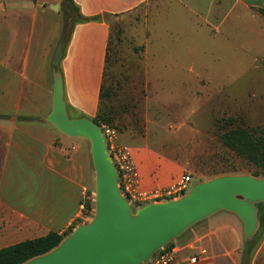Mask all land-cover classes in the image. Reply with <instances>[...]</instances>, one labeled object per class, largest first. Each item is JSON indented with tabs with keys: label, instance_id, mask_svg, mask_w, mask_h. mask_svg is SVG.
<instances>
[{
	"label": "crops",
	"instance_id": "0c3cea01",
	"mask_svg": "<svg viewBox=\"0 0 264 264\" xmlns=\"http://www.w3.org/2000/svg\"><path fill=\"white\" fill-rule=\"evenodd\" d=\"M63 1L0 4V224L9 234L0 237V249L50 232L65 234L87 211L83 197L95 183L88 147L80 137L60 133L47 118L53 109L57 72L69 118L94 121L114 21L152 5L161 22L178 9L209 38L234 32L237 44L244 42L252 48L255 64L264 61V0H168L167 4L164 0V8L157 7V0H71L81 19L71 23L56 66L50 63V47L61 26H48L47 18L54 11L52 6ZM158 21L157 32L161 28ZM41 111L45 112L42 117H36ZM132 155L141 193L165 190L188 175L185 165L149 148ZM151 204L159 203L130 206L136 213ZM19 226L27 236L10 242L17 239ZM245 243L239 216L220 210L165 247L173 244L176 264H194L189 260L201 250L206 253L195 264H225L228 260L241 264ZM252 257L251 264H264V239Z\"/></svg>",
	"mask_w": 264,
	"mask_h": 264
},
{
	"label": "rangeland",
	"instance_id": "374dc122",
	"mask_svg": "<svg viewBox=\"0 0 264 264\" xmlns=\"http://www.w3.org/2000/svg\"><path fill=\"white\" fill-rule=\"evenodd\" d=\"M26 1L36 0H0V4L24 5ZM163 3L157 0V7ZM153 11L151 5L112 23L99 104L101 116L107 119L102 123L115 128L119 143L132 152L149 148L185 165L186 174L192 178L189 189L194 182L220 177H253L252 165L225 148L220 136L227 127L264 126V61L255 64L252 48L244 42L237 44L230 30L225 32L229 38H209L181 10H173L161 22ZM75 16L72 5L63 1L47 18L48 26H61L58 39L50 47L51 64L58 66ZM157 21L161 26L158 32ZM39 113L36 117L41 118L45 112ZM80 140L88 147L94 170L91 142ZM18 179L25 186L21 175ZM86 189L83 203L88 211L74 229L67 230L66 238L94 219L89 211L97 209L95 183ZM257 207L259 227L245 243L241 264L252 263L264 239V203ZM16 233L17 239L10 242L27 236L21 226ZM8 235L0 224V237Z\"/></svg>",
	"mask_w": 264,
	"mask_h": 264
},
{
	"label": "water",
	"instance_id": "95a60500",
	"mask_svg": "<svg viewBox=\"0 0 264 264\" xmlns=\"http://www.w3.org/2000/svg\"><path fill=\"white\" fill-rule=\"evenodd\" d=\"M55 74L53 109L47 121L67 136L90 140L97 209L90 224L25 264H145L189 227L220 210L237 214L244 224L245 240L253 238L259 227L257 205L264 203V178L226 176L196 183L179 200L151 204L134 213L118 187L99 125L69 118L62 80Z\"/></svg>",
	"mask_w": 264,
	"mask_h": 264
},
{
	"label": "trees",
	"instance_id": "16d2710c",
	"mask_svg": "<svg viewBox=\"0 0 264 264\" xmlns=\"http://www.w3.org/2000/svg\"><path fill=\"white\" fill-rule=\"evenodd\" d=\"M71 4L76 12L75 21L81 19L71 0H64ZM109 50V47H108ZM107 50V60L109 54ZM106 60V61H107ZM103 86L101 99L103 98ZM101 103V100H100ZM107 121L101 116L100 105L96 118L99 126L102 121ZM232 123L229 124V126ZM222 145L244 159L254 168L251 175L256 178H264V126L262 127H227L220 136ZM68 234L50 232L45 236L21 241L14 245L0 249V264H25L34 258L46 255L56 249ZM173 244L169 247L172 248Z\"/></svg>",
	"mask_w": 264,
	"mask_h": 264
},
{
	"label": "built area",
	"instance_id": "2783aa9c",
	"mask_svg": "<svg viewBox=\"0 0 264 264\" xmlns=\"http://www.w3.org/2000/svg\"><path fill=\"white\" fill-rule=\"evenodd\" d=\"M105 139L108 155L117 172L118 187L132 206L148 203H163L179 200L190 192L189 185L192 182L190 175H184L172 186L165 190H154L150 193L139 192L140 174L134 161L132 150L129 146L119 143L118 132L115 128L102 124L99 126ZM94 196V194H93ZM88 211V207L83 208ZM86 211V212H87ZM93 217L96 214L94 208L89 211ZM89 220V219H88ZM206 251L201 250L198 256L192 257L189 261L197 263ZM177 258L173 248L160 249L145 264H176Z\"/></svg>",
	"mask_w": 264,
	"mask_h": 264
}]
</instances>
